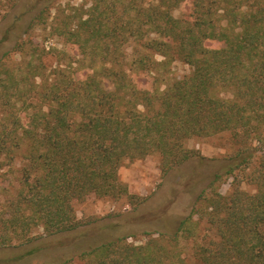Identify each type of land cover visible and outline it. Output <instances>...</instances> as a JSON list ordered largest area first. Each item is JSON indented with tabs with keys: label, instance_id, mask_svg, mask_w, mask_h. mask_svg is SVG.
<instances>
[{
	"label": "trees",
	"instance_id": "1",
	"mask_svg": "<svg viewBox=\"0 0 264 264\" xmlns=\"http://www.w3.org/2000/svg\"><path fill=\"white\" fill-rule=\"evenodd\" d=\"M9 7L0 32L18 57H0V250L29 243L38 228L78 229L75 202L90 194L129 195L119 176L126 159L158 154L166 175L204 161L191 139L229 132L233 152L172 226L47 264H264V0ZM55 36L77 55L57 49L50 63L45 39ZM175 60L190 71L162 88ZM17 157L18 187L9 194L2 169Z\"/></svg>",
	"mask_w": 264,
	"mask_h": 264
},
{
	"label": "rangeland",
	"instance_id": "2",
	"mask_svg": "<svg viewBox=\"0 0 264 264\" xmlns=\"http://www.w3.org/2000/svg\"><path fill=\"white\" fill-rule=\"evenodd\" d=\"M51 1V0H50ZM63 8L79 5L83 0H59ZM12 0H0V26L5 16L11 11ZM54 14L55 9L52 11ZM50 22L52 18L49 19ZM36 27L31 31L33 37L40 33ZM13 42L2 40L0 32V57L6 55L16 59ZM47 48H51L49 62L56 63V50L76 56L78 48L66 43L63 37L55 36L45 39ZM189 65L175 60L170 71L163 76L162 88L176 78L189 73ZM151 77L144 84L153 87ZM188 146L197 148L205 156L203 162L196 159L186 162L164 175L160 169L158 154H151L142 159H126L120 167L119 176L128 186L129 195L120 198L98 197L90 194L84 200L75 202L77 217L81 226L73 231L45 235L42 228L36 229L34 239L27 244L0 250V257L12 259L13 264H47L59 262L67 258L78 261L81 251L101 244L117 236L135 233L129 237L137 243L145 239V231L157 228L166 229L172 226L176 218L185 216L196 201L198 194L207 188L214 172L225 163L226 157L233 152L230 133H220L206 138H194ZM21 169V158L10 165H5L4 188L13 194L18 187ZM230 179H226L221 190L226 193L230 189ZM242 187L250 192L254 187L244 183ZM138 239V240H137Z\"/></svg>",
	"mask_w": 264,
	"mask_h": 264
}]
</instances>
